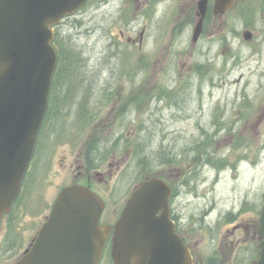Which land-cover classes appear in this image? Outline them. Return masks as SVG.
Masks as SVG:
<instances>
[{
    "label": "rangeland",
    "instance_id": "rangeland-1",
    "mask_svg": "<svg viewBox=\"0 0 264 264\" xmlns=\"http://www.w3.org/2000/svg\"><path fill=\"white\" fill-rule=\"evenodd\" d=\"M195 1L90 0L66 19L61 34L79 55L84 78L64 67L71 65L67 52L57 79L78 82L72 87L63 81L55 92L63 102L75 88V98L55 113L61 122L48 126L50 149L35 174L41 206L35 210V198L30 202L25 192L22 203L31 207L13 212L9 228L21 224L23 237L31 239L36 231L26 228L40 226L70 178L97 184L107 199L104 222L115 220L141 164L181 183L175 212L182 222L192 216L203 226L187 230L197 264H255L254 226L250 233L243 227L256 223L253 214L264 201V8L259 4L247 18L235 10L223 17L210 13L205 34L193 45ZM247 30L252 33L244 38ZM103 70L107 80L99 84ZM88 108L89 133L84 125L75 131L66 126L69 114ZM109 136L119 137L114 152ZM95 144L97 158L91 159ZM165 160L179 165H163ZM185 181L198 189L190 192L194 187L187 189Z\"/></svg>",
    "mask_w": 264,
    "mask_h": 264
},
{
    "label": "water",
    "instance_id": "water-1",
    "mask_svg": "<svg viewBox=\"0 0 264 264\" xmlns=\"http://www.w3.org/2000/svg\"><path fill=\"white\" fill-rule=\"evenodd\" d=\"M86 1L0 0V218L19 192L46 112L58 61L54 26ZM231 2L217 0L215 11H224ZM205 12L204 3L194 38L202 30ZM170 194L171 187L158 177L133 192L115 226L117 264H194L175 231ZM101 210L102 203L87 188H65L34 251L20 264H71L64 258L50 259L52 250L64 247L62 241L82 250L78 264H98L112 229L99 224ZM258 233L261 255L257 264H264V205Z\"/></svg>",
    "mask_w": 264,
    "mask_h": 264
},
{
    "label": "flooded vegetation",
    "instance_id": "flooded-vegetation-1",
    "mask_svg": "<svg viewBox=\"0 0 264 264\" xmlns=\"http://www.w3.org/2000/svg\"><path fill=\"white\" fill-rule=\"evenodd\" d=\"M253 1L254 0H249L245 4H242V6H244L245 8L248 7L246 4H251L253 6V3H252ZM97 154L98 152L94 154V157H93L94 159L97 158ZM98 164H101V163H98ZM64 179L66 178H55L56 181H63ZM69 180H74V181L81 180L84 184H87V185L91 184V182L86 181L85 179H81V178H70ZM26 181H27V184H29V182H35V178H26ZM100 182H103V180H101ZM32 197L35 199H38L40 198V193L36 192L32 194ZM23 207L24 206L21 205V208ZM46 217L47 215L44 216V218ZM107 221H112V218L107 219ZM243 228L247 229L248 233H250L249 227L247 228L245 226ZM26 229H31V230L36 231V233L31 237V239H27L26 237H23L24 231H23V227L21 224H17L15 231L14 230L9 231V226L7 224H4L1 226L0 228V264H19L22 258L26 254H31L34 251V247L36 244V237L39 233V227L38 228L30 227ZM187 230H189L188 227L185 229V231L182 234L190 248L189 240H191L193 236ZM252 238L254 240L253 248L256 251L257 246H258V242H257L258 238H257L255 230H254V236ZM249 241L246 244V247H248ZM112 243H113L112 240L108 239L100 264H115L114 258L112 256ZM193 256H194V253H193Z\"/></svg>",
    "mask_w": 264,
    "mask_h": 264
},
{
    "label": "trees",
    "instance_id": "trees-1",
    "mask_svg": "<svg viewBox=\"0 0 264 264\" xmlns=\"http://www.w3.org/2000/svg\"><path fill=\"white\" fill-rule=\"evenodd\" d=\"M56 44L58 46L59 54H60V61H59L60 66L58 68V71H57L55 79L58 78V75H61L60 72L63 69V64L65 62V59L68 57V56L65 55V53L68 52L70 57H72L74 55V53H75V51L71 48V46H68L66 44V41H65L64 37L61 36L60 32L57 35ZM65 45H66V48H65ZM73 62H74V60L70 58L69 59V63L72 64Z\"/></svg>",
    "mask_w": 264,
    "mask_h": 264
}]
</instances>
